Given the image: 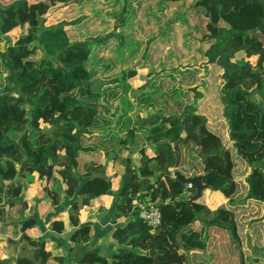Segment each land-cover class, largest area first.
I'll list each match as a JSON object with an SVG mask.
<instances>
[{
  "label": "trees",
  "instance_id": "16d2710c",
  "mask_svg": "<svg viewBox=\"0 0 264 264\" xmlns=\"http://www.w3.org/2000/svg\"><path fill=\"white\" fill-rule=\"evenodd\" d=\"M96 1L0 4V36L26 27L0 53V80L5 73L7 83L0 91V222L6 213L3 202L7 209L14 207L22 195V181L32 174L46 182L58 177L65 198H75L67 218L73 228L67 255L47 251L46 236L32 239L27 232L39 219L28 217L19 222L18 239L9 241L16 252L13 264H47L49 260L65 264L67 259L73 264H195L198 253L211 255L207 264H264L247 250L241 251L245 229L254 245L264 247V0H199L195 4L204 9L203 24L217 17L214 35L204 37L207 48L202 58L219 73L224 130L211 129L193 101L200 96L195 92L196 69H171L177 77L169 73L168 80L155 79L148 91L135 95L133 104L127 92L135 72L125 62L98 57L93 65V52L102 55L104 46L93 51L89 44L74 40L65 21L44 25L43 16L55 6L90 14ZM137 1L130 0L129 5ZM145 1L170 15L194 0ZM93 19L85 17L90 25ZM115 20L121 24L122 16ZM157 25L162 29L163 23ZM137 29L139 34L154 32L146 29L143 20ZM151 50L159 51L156 41L149 44L147 52ZM37 51L41 56L36 60ZM124 54L133 56L135 49L127 48ZM110 73L112 79L103 80ZM190 92L195 94L193 100ZM133 106L156 114L136 123L129 115ZM144 143L153 146L152 156L146 154ZM130 149L138 152V165L130 157H120L121 151ZM106 162L123 167L112 193L111 238L116 250L108 256L90 248L96 228L80 224L78 217L80 208L90 206L94 196L111 190L110 178H92L107 175ZM175 172L202 175L207 190L218 192L224 202L213 211L200 199L188 207L182 196L194 191L182 185L172 175ZM44 191L52 205L63 210L58 192ZM146 199L160 211L158 228L138 218L135 206ZM52 218L50 231L62 234L63 219ZM196 222L198 229L193 227Z\"/></svg>",
  "mask_w": 264,
  "mask_h": 264
},
{
  "label": "rangeland",
  "instance_id": "374dc122",
  "mask_svg": "<svg viewBox=\"0 0 264 264\" xmlns=\"http://www.w3.org/2000/svg\"><path fill=\"white\" fill-rule=\"evenodd\" d=\"M11 1L13 0H0V4L4 5ZM141 1L142 0H138L137 3L130 6V0H98L93 3L90 8V10H92L91 13H95V15L89 14V11L72 10L73 8L69 9L65 6L58 5L51 8L48 13L43 16L44 25L52 26L61 21H65L69 24L67 27L74 40L89 44L93 48V51H96L95 46H104L105 50L102 55H96L93 52L91 58V63L93 65L98 64V57H105L104 59H106V61L111 60L118 64L125 62V65L135 72L133 79H129L131 87L127 92V96L133 104L135 95H138L140 91H148L150 89L149 83H152L155 79L158 80L160 77L168 80L169 73L177 77V73L171 71V69H177V71L189 67L191 69H196L195 92L199 93L200 96H194L193 100V95L195 94L194 92H190L192 100L196 101L199 112H202L206 117L207 123L211 129L224 130L225 124L221 116V106L218 95L221 86L219 73L216 68L205 65V61L202 58L207 48V40L204 37L213 36L216 31V27L213 25V21L217 19L216 15L213 14L214 17L205 19L203 24L202 17L205 14L204 9L195 7V4L199 0L192 1L188 6L182 9L181 12L176 14L168 12L171 13L170 15H166L162 10L157 9L155 5L145 0L141 5ZM204 1L208 3V0ZM143 5H145V8L142 7ZM191 9L193 10L190 11ZM98 11L100 14H96ZM212 12L213 11L210 10V13ZM120 16H122L121 24L118 20H115ZM85 17H94V23L91 25L90 23L87 24ZM139 20L144 21L146 29L152 28L154 32L139 34L137 31V23ZM159 23H163L162 29L160 30H158L159 28L157 25ZM23 32H26V27L15 29L13 32L9 33L7 37L0 36V53L5 50L10 42H14L19 34ZM132 33L135 35L134 38L131 39L129 37H131ZM155 41L159 45V51L155 53L151 50L150 54L147 52L149 44L155 43ZM138 44H140V46L137 47ZM131 47L135 49V54L125 57V50ZM40 56L41 53L37 51L34 55V59L37 60ZM111 75L110 73L106 79H101L108 81L112 79ZM5 76L6 74L3 73L2 79L0 80V91L7 88ZM96 79H94L95 83H97ZM24 109L29 114V108L25 106ZM155 114V111L147 109V107L139 108L133 106L129 111L131 120L139 124ZM141 145L147 155H152L154 153L153 146L150 143ZM225 145H227L226 139ZM124 156L130 157L132 162L136 165L139 163V154L136 149H130L128 152L121 151L120 157ZM105 167L107 175L102 176L100 179H105V177L110 178L113 182L111 190L107 191V194H97V196H94V199L90 200V206L80 208L78 217L81 218V222L90 221L93 223L95 222V224L98 222L101 224L96 225L98 231L95 229L93 238V242L96 241V243H93L92 246L100 254L108 256L116 250V244L110 237L114 228V225L111 223V216L114 212L112 193L116 191L117 182L123 168L119 166L117 162H106ZM33 175L35 174H32L31 177L22 181V195L15 207L7 209L6 203L3 202L2 204L6 209V213L4 219L0 222V248L7 245V247L12 250V246L7 243V240H17L19 234L17 226L19 221L25 217L38 214L42 220L44 219L46 221L47 216L50 217L57 211H60V207L56 208L52 203L49 207H45L47 203L46 199L49 198L46 196L44 189H54L58 192L61 206L64 207L63 209L66 214L69 212L71 202L75 199L65 198L63 193L64 185L58 177L46 182L44 180L39 181L38 178L34 181ZM102 185L104 186L106 183ZM192 194L193 193L185 192L182 198L187 201ZM200 200L211 211L215 210L224 202L218 192L207 189L203 191ZM80 201L81 198H78V204H80ZM47 209L49 212L45 213ZM252 218L253 217L248 218L246 221ZM243 224H245L246 227L247 222H243ZM198 225H200V223ZM198 225L193 224V227L198 229ZM100 226H103L104 230L100 228ZM243 235L245 237V242L241 246V251L245 249L251 256L259 257L264 260V247L258 248L254 245L246 229ZM39 238L40 237H37V239ZM98 240H101V244L97 243ZM223 242L224 240L221 241L220 244L223 245ZM235 253L237 254V251ZM198 254V258L200 257L201 260L200 258L199 260L197 259L195 264L198 262H200L199 264H201V262L202 264H207L211 255L208 256L206 253Z\"/></svg>",
  "mask_w": 264,
  "mask_h": 264
},
{
  "label": "crops",
  "instance_id": "0c3cea01",
  "mask_svg": "<svg viewBox=\"0 0 264 264\" xmlns=\"http://www.w3.org/2000/svg\"><path fill=\"white\" fill-rule=\"evenodd\" d=\"M152 155H149V156H152ZM126 157L127 156H124L122 158H126ZM133 164H135V163L133 162ZM119 166H121V165H119ZM37 178H38L37 174L33 175V180L34 181H36ZM39 181H41V180H39ZM46 200H47V203L45 204V207L47 208V206L49 207V205H51V202L49 201V199H46ZM16 205H17V203L14 205V207ZM55 207L57 208L59 206H55ZM47 212H49L48 209L45 211V213H47ZM28 217L29 216H27L25 218H28ZM30 217H34V218L37 217L39 219V223L37 224L36 227H34L33 229L29 230L27 232V234L32 239H35V240H37V237L46 236V238H45L46 250L49 251L53 256H63V255H67L69 246H72V244L69 243L67 239H68L69 234L73 231V228L70 226V224H69V222L67 220L68 214L65 213L64 209L63 210H60V211H57L55 214L51 215L50 217L47 216V218H46L47 220L46 221L44 219L42 220V218L38 214L37 215L34 214V215L30 216ZM52 217L62 218L63 219V229L64 230H63L62 234L56 235V234H54V233H52L50 231V221L53 219ZM79 222H80V224H83L84 223V225L85 224L86 225H91L92 227H94V229L96 228V225H101V224H99V222L97 224H95V222L93 223V222H90V221L89 222L88 221L87 222H81V218L80 217H79ZM195 224L198 225L199 223L196 222ZM198 226H200V225H198ZM17 227H18V231H19V224H18ZM100 228H102L104 230L103 226H100ZM19 236H20V232L18 234V237ZM110 237H111V235H110ZM7 243L9 244V240H7ZM93 243H96V241L93 242V239H92L90 248L93 249V250H95V248L92 246ZM97 243H100L101 244V240H98ZM9 245L12 246L11 244H9ZM207 255L209 256L210 254H207ZM15 258H16V252H15L13 246H12V250L9 249L7 247V245H5V247L3 246V247L0 248V261L5 262L6 264H13V261H14ZM49 263H51V264H58V263H56L53 260H49L47 262V264H49ZM69 263L73 264V261L67 259L65 264H69Z\"/></svg>",
  "mask_w": 264,
  "mask_h": 264
},
{
  "label": "water",
  "instance_id": "95a60500",
  "mask_svg": "<svg viewBox=\"0 0 264 264\" xmlns=\"http://www.w3.org/2000/svg\"><path fill=\"white\" fill-rule=\"evenodd\" d=\"M174 177L184 186H190L191 189H193V194L189 197V199L186 201V205L188 207L191 206L192 202H195L199 200L202 197L203 191L207 189V187L203 184V176L202 175H193L191 177H185L182 174H179L178 172H175L173 174ZM102 175L95 174L92 178H101ZM150 256L154 255L153 251L149 252Z\"/></svg>",
  "mask_w": 264,
  "mask_h": 264
},
{
  "label": "built area",
  "instance_id": "2783aa9c",
  "mask_svg": "<svg viewBox=\"0 0 264 264\" xmlns=\"http://www.w3.org/2000/svg\"><path fill=\"white\" fill-rule=\"evenodd\" d=\"M174 173H172L173 175ZM191 189L190 186H185ZM138 218L151 228H158L161 224V214L158 208L149 199L138 202L135 206ZM18 239V238H17Z\"/></svg>",
  "mask_w": 264,
  "mask_h": 264
}]
</instances>
